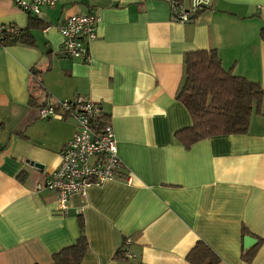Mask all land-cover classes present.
I'll list each match as a JSON object with an SVG mask.
<instances>
[{"label":"crops","instance_id":"obj_1","mask_svg":"<svg viewBox=\"0 0 264 264\" xmlns=\"http://www.w3.org/2000/svg\"><path fill=\"white\" fill-rule=\"evenodd\" d=\"M172 1L56 0L29 25L34 14L0 0V27L32 36L0 45V264H50L76 242L79 218L80 264H121L115 252L127 239L136 263L190 264L186 254L201 240L217 264H264V98L246 133L190 146L175 137L191 125L177 97L186 52L214 49L224 70L264 90V0H208L189 23L171 18ZM74 12L98 17L88 62L60 51L58 26ZM77 95L111 123L121 178L72 194L62 213L46 180L76 122L38 110ZM244 251H253L249 261Z\"/></svg>","mask_w":264,"mask_h":264},{"label":"trees","instance_id":"obj_2","mask_svg":"<svg viewBox=\"0 0 264 264\" xmlns=\"http://www.w3.org/2000/svg\"><path fill=\"white\" fill-rule=\"evenodd\" d=\"M203 9L198 8L193 12V17ZM34 22H39L36 15L30 16L29 25ZM14 29L13 26L0 27V45L32 43L28 27L16 29L15 32ZM260 38L264 40V28L260 31ZM183 63L184 79L177 97L187 108L191 125L178 130L176 139L184 146H190L214 135L246 133L253 108L258 109L264 98L261 86L224 70L214 49L188 51L184 54ZM96 121L101 125L108 118L102 114ZM79 229L76 242L54 253L50 264H80L87 251L82 218H79ZM252 255L253 251H244L242 258L249 261ZM115 258L121 264H142L131 261L130 255H125L124 243L115 252ZM185 258L190 264H217L219 261L213 250L201 240L195 243Z\"/></svg>","mask_w":264,"mask_h":264},{"label":"built area","instance_id":"obj_3","mask_svg":"<svg viewBox=\"0 0 264 264\" xmlns=\"http://www.w3.org/2000/svg\"><path fill=\"white\" fill-rule=\"evenodd\" d=\"M23 11L38 15L41 7H51L56 0H14ZM208 0H190V6L184 7L181 2H171V18L181 23L191 22L193 12L206 8ZM98 17L94 13L70 14L58 26L62 41L60 51L63 56L83 61H90L88 43L95 38V26ZM16 29H14L15 32ZM61 110L70 114L76 122V131L60 150V162L46 180V186L57 196V211L66 212L68 199L72 194L84 196L91 186H100L105 182L121 178L119 169L121 161L117 155L116 141L111 123H97L102 117L99 104L77 95L71 100L45 101L39 108V118H62ZM130 183L131 177L123 178ZM124 241L125 255L129 256Z\"/></svg>","mask_w":264,"mask_h":264},{"label":"water","instance_id":"obj_4","mask_svg":"<svg viewBox=\"0 0 264 264\" xmlns=\"http://www.w3.org/2000/svg\"><path fill=\"white\" fill-rule=\"evenodd\" d=\"M251 241H253V242H254V239H253V238H249V237H248V238L246 239V241H245L246 245L250 246V245H251V243L249 244V242H251ZM253 242H252V243H253Z\"/></svg>","mask_w":264,"mask_h":264}]
</instances>
